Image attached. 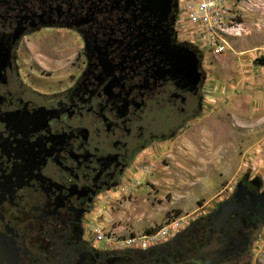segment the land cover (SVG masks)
I'll return each mask as SVG.
<instances>
[{
    "label": "flooded vegetation",
    "instance_id": "af4514ba",
    "mask_svg": "<svg viewBox=\"0 0 264 264\" xmlns=\"http://www.w3.org/2000/svg\"><path fill=\"white\" fill-rule=\"evenodd\" d=\"M174 16L159 22L147 0H0V264H253L264 229L254 183L147 250L100 248L86 234L97 197L201 110V61ZM59 32L80 41L77 70L66 87L42 89L22 45ZM178 46L198 56L194 87Z\"/></svg>",
    "mask_w": 264,
    "mask_h": 264
},
{
    "label": "rangeland",
    "instance_id": "374dc122",
    "mask_svg": "<svg viewBox=\"0 0 264 264\" xmlns=\"http://www.w3.org/2000/svg\"><path fill=\"white\" fill-rule=\"evenodd\" d=\"M185 1H175L172 26L180 42L199 55L201 110L170 137L143 149L119 182L97 197L84 224L94 246L130 250L117 240L144 234L170 218L183 219V229L199 209L212 207L219 196L225 199L239 182L264 188L257 164L264 162V110H249L245 79L240 88L233 83L243 70L237 65L244 66L237 59L256 48L264 51V0H230L231 15L242 31L226 33L219 54L198 26L187 21ZM80 45L76 35L66 32L25 38V70L37 87H66L76 73L74 55ZM95 230L109 232V245L93 242ZM252 253L253 264H264V229Z\"/></svg>",
    "mask_w": 264,
    "mask_h": 264
},
{
    "label": "built area",
    "instance_id": "2783aa9c",
    "mask_svg": "<svg viewBox=\"0 0 264 264\" xmlns=\"http://www.w3.org/2000/svg\"><path fill=\"white\" fill-rule=\"evenodd\" d=\"M230 0H191L185 1L183 14L187 21L198 26L205 37L219 54L224 51L225 41L222 37L226 33L239 34L242 31L236 23L229 8ZM183 219L170 218L158 227L141 235H129L117 243L124 248L133 250H147L172 238L182 227ZM93 242L109 245L112 241L109 232L94 231Z\"/></svg>",
    "mask_w": 264,
    "mask_h": 264
},
{
    "label": "crops",
    "instance_id": "0c3cea01",
    "mask_svg": "<svg viewBox=\"0 0 264 264\" xmlns=\"http://www.w3.org/2000/svg\"><path fill=\"white\" fill-rule=\"evenodd\" d=\"M264 51L261 48H256L247 52V55L237 59L238 62H244V66L238 64L243 70L238 73L239 79L233 82L240 88L245 79L246 99L249 102V110L263 109L264 110ZM244 73V74H243ZM238 80V81H237ZM261 88V90H259ZM248 112V111H247ZM248 115V113H246ZM258 166H261V176H264V162L259 161Z\"/></svg>",
    "mask_w": 264,
    "mask_h": 264
},
{
    "label": "water",
    "instance_id": "95a60500",
    "mask_svg": "<svg viewBox=\"0 0 264 264\" xmlns=\"http://www.w3.org/2000/svg\"><path fill=\"white\" fill-rule=\"evenodd\" d=\"M175 1L176 0H147V3L149 7L159 15V22H161L166 20L167 15H171L175 12ZM178 47L181 48L182 51L181 60L186 62V64L183 63L182 69L184 71L186 68L188 69L190 85L194 87L201 76L198 56L196 53L190 51L187 46Z\"/></svg>",
    "mask_w": 264,
    "mask_h": 264
}]
</instances>
